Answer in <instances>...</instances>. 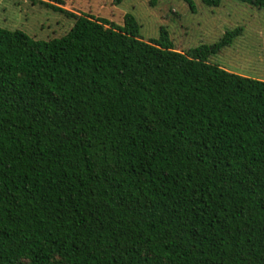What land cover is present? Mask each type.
I'll list each match as a JSON object with an SVG mask.
<instances>
[{"label":"trees","instance_id":"trees-1","mask_svg":"<svg viewBox=\"0 0 264 264\" xmlns=\"http://www.w3.org/2000/svg\"><path fill=\"white\" fill-rule=\"evenodd\" d=\"M36 1L73 24L0 27V264H264V80L209 61L241 28L178 51Z\"/></svg>","mask_w":264,"mask_h":264},{"label":"rangeland","instance_id":"rangeland-1","mask_svg":"<svg viewBox=\"0 0 264 264\" xmlns=\"http://www.w3.org/2000/svg\"><path fill=\"white\" fill-rule=\"evenodd\" d=\"M76 14H91L121 25L132 14L143 40L157 38L164 27L173 47L186 51L212 44L229 30L241 28L232 43L209 58L211 63L240 75L264 80V8L237 0H220L217 7L193 0H43ZM61 2V3H60ZM72 17L33 0H0V27L18 29L34 39H50L66 33Z\"/></svg>","mask_w":264,"mask_h":264}]
</instances>
